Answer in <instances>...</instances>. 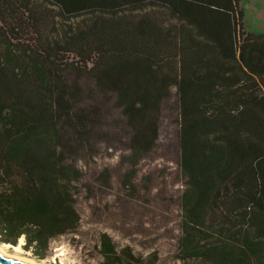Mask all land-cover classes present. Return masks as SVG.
<instances>
[{
    "label": "trees",
    "instance_id": "obj_1",
    "mask_svg": "<svg viewBox=\"0 0 264 264\" xmlns=\"http://www.w3.org/2000/svg\"><path fill=\"white\" fill-rule=\"evenodd\" d=\"M171 104L182 186L92 231L124 180L86 155L124 142L131 167ZM20 238L78 264H264V33L239 0H0V241Z\"/></svg>",
    "mask_w": 264,
    "mask_h": 264
},
{
    "label": "rangeland",
    "instance_id": "obj_2",
    "mask_svg": "<svg viewBox=\"0 0 264 264\" xmlns=\"http://www.w3.org/2000/svg\"><path fill=\"white\" fill-rule=\"evenodd\" d=\"M239 7L245 30L264 33V0H239ZM170 107L163 110L160 116L155 144L131 167L124 161L128 152L124 142L105 144V140L102 139V144L86 155L85 160L90 167L108 164L112 166L113 171H121V178L124 180L119 186L113 175L109 184L97 189L96 197L90 198L91 204L101 209L99 215H93L91 218L92 231L101 228L116 233L117 220L131 222L138 214L157 211V193L160 192L164 198L169 199L171 194L182 186L183 178L177 163L175 143L177 120L174 104ZM120 153L121 165L117 163ZM86 161L82 160L84 163ZM129 173H134L133 178L125 181ZM118 192H121V203L115 200ZM105 200L108 201V206L103 204ZM170 206L174 208L175 205ZM5 243L0 241V245L4 246ZM22 243L23 238H20L16 244L9 243L4 247L11 254L40 264H78L81 259L79 247L72 240L54 244L51 253L42 259L25 250ZM86 263L88 264V261Z\"/></svg>",
    "mask_w": 264,
    "mask_h": 264
},
{
    "label": "water",
    "instance_id": "obj_3",
    "mask_svg": "<svg viewBox=\"0 0 264 264\" xmlns=\"http://www.w3.org/2000/svg\"><path fill=\"white\" fill-rule=\"evenodd\" d=\"M0 264H33L21 259H17L11 256L4 255L0 252Z\"/></svg>",
    "mask_w": 264,
    "mask_h": 264
},
{
    "label": "bare ground",
    "instance_id": "obj_4",
    "mask_svg": "<svg viewBox=\"0 0 264 264\" xmlns=\"http://www.w3.org/2000/svg\"><path fill=\"white\" fill-rule=\"evenodd\" d=\"M7 245H9V243H5L4 244V246H7ZM4 246L0 245V252H2L4 255L11 256V257H14V258H17V259H21V260H24V261H27V262H30V263H33V264H40V263L35 262V261L31 260V259L11 254L5 249Z\"/></svg>",
    "mask_w": 264,
    "mask_h": 264
}]
</instances>
